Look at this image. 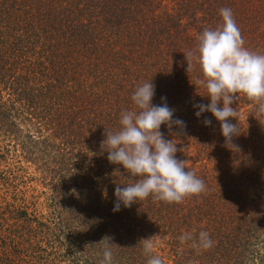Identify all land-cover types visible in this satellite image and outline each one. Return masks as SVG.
Here are the masks:
<instances>
[{
  "label": "trees",
  "instance_id": "16d2710c",
  "mask_svg": "<svg viewBox=\"0 0 264 264\" xmlns=\"http://www.w3.org/2000/svg\"><path fill=\"white\" fill-rule=\"evenodd\" d=\"M223 7L245 47L264 54V0H0V264H100L105 236L114 264H146L139 242L153 235L163 264H264V116L240 93L236 147H226L216 118L195 115L210 103L199 65L186 71L184 53ZM144 81L154 105L186 122L180 135L160 130L206 191L114 213L130 177L101 141ZM200 231L210 250L180 244Z\"/></svg>",
  "mask_w": 264,
  "mask_h": 264
},
{
  "label": "clouds",
  "instance_id": "9594fccd",
  "mask_svg": "<svg viewBox=\"0 0 264 264\" xmlns=\"http://www.w3.org/2000/svg\"><path fill=\"white\" fill-rule=\"evenodd\" d=\"M219 15V26L205 28L198 37L196 49L184 55L188 73L194 60L199 65L202 78L197 84L206 89V97L210 98L208 104H194L198 109L195 115L199 118L210 112L220 123L226 147L235 148L232 139L239 135V124L231 122V119L237 120V109L232 105L239 100V94L255 102V115L264 116V54L245 47L231 8H220ZM155 91L152 81L138 84L131 95L134 107L121 112L119 129L105 128L102 150L107 152L111 164L122 166L130 177L126 186L115 187L114 213L120 211L121 205L131 207L149 197L179 204L206 191L205 181L187 168L188 161L177 159L175 139H166L160 130L162 125L169 129L175 126L179 129L176 135H180L186 129V122L174 120V109L166 102L154 105ZM204 124L211 126L212 121L205 119ZM178 239L181 245L190 243L197 252L214 246L207 231H200L198 236L184 232ZM98 244H103L100 264H114L111 238L105 236ZM158 244L159 235L139 242L147 257L146 264H163V259L154 251Z\"/></svg>",
  "mask_w": 264,
  "mask_h": 264
},
{
  "label": "rangeland",
  "instance_id": "374dc122",
  "mask_svg": "<svg viewBox=\"0 0 264 264\" xmlns=\"http://www.w3.org/2000/svg\"><path fill=\"white\" fill-rule=\"evenodd\" d=\"M31 172H33V171L31 170Z\"/></svg>",
  "mask_w": 264,
  "mask_h": 264
}]
</instances>
